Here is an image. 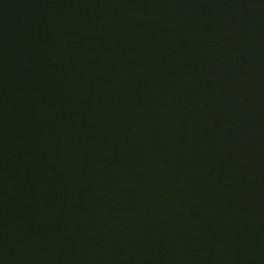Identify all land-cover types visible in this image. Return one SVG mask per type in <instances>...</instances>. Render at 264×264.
<instances>
[{
	"label": "water",
	"instance_id": "obj_1",
	"mask_svg": "<svg viewBox=\"0 0 264 264\" xmlns=\"http://www.w3.org/2000/svg\"><path fill=\"white\" fill-rule=\"evenodd\" d=\"M0 264H264V0H0Z\"/></svg>",
	"mask_w": 264,
	"mask_h": 264
}]
</instances>
